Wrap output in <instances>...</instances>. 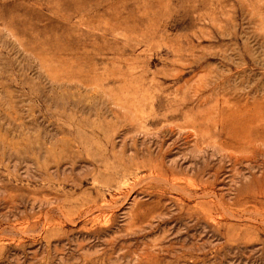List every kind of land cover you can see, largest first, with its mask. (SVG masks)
<instances>
[{
  "label": "rangeland",
  "instance_id": "1",
  "mask_svg": "<svg viewBox=\"0 0 264 264\" xmlns=\"http://www.w3.org/2000/svg\"><path fill=\"white\" fill-rule=\"evenodd\" d=\"M0 264H264V0H0Z\"/></svg>",
  "mask_w": 264,
  "mask_h": 264
},
{
  "label": "bare ground",
  "instance_id": "2",
  "mask_svg": "<svg viewBox=\"0 0 264 264\" xmlns=\"http://www.w3.org/2000/svg\"><path fill=\"white\" fill-rule=\"evenodd\" d=\"M262 39V38H261ZM263 40V39H262Z\"/></svg>",
  "mask_w": 264,
  "mask_h": 264
}]
</instances>
